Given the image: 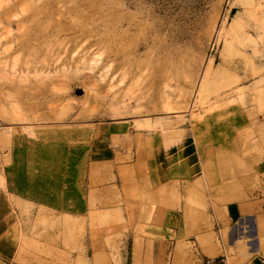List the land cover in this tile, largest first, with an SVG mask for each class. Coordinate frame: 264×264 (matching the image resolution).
<instances>
[{"label":"rangeland","instance_id":"1","mask_svg":"<svg viewBox=\"0 0 264 264\" xmlns=\"http://www.w3.org/2000/svg\"><path fill=\"white\" fill-rule=\"evenodd\" d=\"M152 179L205 180L264 256V0H0V264H166Z\"/></svg>","mask_w":264,"mask_h":264},{"label":"crops","instance_id":"2","mask_svg":"<svg viewBox=\"0 0 264 264\" xmlns=\"http://www.w3.org/2000/svg\"><path fill=\"white\" fill-rule=\"evenodd\" d=\"M87 165L91 168L93 163L89 162ZM87 165L85 164L84 168H81L80 164L78 170L76 169L79 173L76 172L74 175L78 179L80 190L85 184L81 181V170L84 169L83 179L93 177L87 174ZM152 180L153 182L146 185V188L150 189L146 192L153 197L149 202H145L141 214L137 213L131 216L140 219H154V224L150 226L154 232V238L141 239V244L145 247L146 252L148 250L157 251L161 259H166L165 250L170 247L166 264H204L207 260H214L223 255L230 256L231 264H240L229 249L236 251L234 243L242 241L243 237L236 240L232 234L228 235V241L231 244L227 246L225 244L227 238L224 237L225 230L229 226L232 228L230 224L235 218L245 212L239 205L235 206L232 201L225 205L223 194L209 195L207 193L208 184L203 179ZM195 185L200 186L201 190L198 191L199 194L194 201L189 193ZM216 186H220L219 180H217ZM88 187H92L91 183ZM112 187H117V185H111L110 188ZM25 192L27 191L25 190ZM89 192H91L90 189H88ZM161 192L167 193V196L162 198L159 196ZM79 203L81 204V200ZM88 203V199H83L84 212ZM121 208L123 211L124 205ZM104 210L108 212L111 208L107 206ZM253 221L256 230L257 251L260 252V241L264 249V212L257 213ZM258 257L260 259H253L249 264H264V256L260 254Z\"/></svg>","mask_w":264,"mask_h":264},{"label":"built area","instance_id":"3","mask_svg":"<svg viewBox=\"0 0 264 264\" xmlns=\"http://www.w3.org/2000/svg\"><path fill=\"white\" fill-rule=\"evenodd\" d=\"M204 264H227V262L224 257H220L214 260H207Z\"/></svg>","mask_w":264,"mask_h":264}]
</instances>
